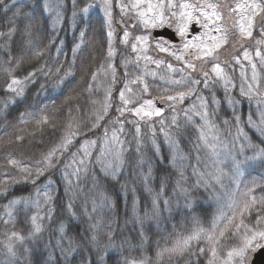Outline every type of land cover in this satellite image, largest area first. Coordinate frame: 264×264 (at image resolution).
Masks as SVG:
<instances>
[{"label":"trees","instance_id":"trees-1","mask_svg":"<svg viewBox=\"0 0 264 264\" xmlns=\"http://www.w3.org/2000/svg\"><path fill=\"white\" fill-rule=\"evenodd\" d=\"M11 6V0H7ZM59 5L60 19L59 30H53V20L44 12L45 0H17L19 4H26L21 15L13 19V13L16 7L11 6L10 10H5L0 6V180L8 179L9 176L16 177L19 182L13 184L9 179L8 185H0V264H66L61 252V248L57 246L61 238L59 225L63 222L68 224L66 228L67 236L63 240V248L68 247V238H72L77 246V250L69 255L71 264H126V261L135 262V264H207L209 254L202 241L190 247V251H186L183 255H173L164 253V249H170L176 241L190 235L196 227L207 229L212 226L217 217V205L215 199L211 196L208 189L203 187L193 188L198 180V175L193 174V166L195 165L194 157L196 152L193 151V143L198 136L197 127L189 124L187 128L182 127L183 135L179 137L180 148L187 158V167L184 172L185 180L181 181L183 187L189 191H196L197 195L191 198V207L186 206L185 195L177 186L180 179L176 169L169 165L170 150L164 142V136L160 132L162 127L160 120L163 119L168 125H171L172 117L175 115L177 121L181 125L186 123L182 109L187 108L195 97L186 99L183 104L177 103L175 111L171 107L163 109L161 117H153V121H149L156 130V139L161 145V152L164 157L163 164L156 157L151 140L147 139L152 136V131L148 127L143 128L146 140L144 151L148 158L154 162L153 177L151 180V193L144 189L142 181L136 180L132 175L134 161L132 157L136 155L135 145L133 144L131 155L125 154V169L118 177V181H114L109 177H105L101 172L100 166L97 164L92 171L97 174L100 184L104 191L112 198L115 211L114 214L104 216V222L112 221L114 229V240L111 247L104 250V245L108 243L105 236L107 227L105 225L104 232L98 233V244H93L88 234L84 231L94 220H89L84 215V196H79L73 205V211L79 216L80 222L71 219L68 209L69 197L65 195V184L60 181V171L49 170L45 176H41L33 185L30 181L21 179V173L18 169L7 163L9 158L34 166L37 161L53 147H55L61 139L66 135V129L70 122L79 124L82 128L85 125L91 126L97 112L106 98V90L112 87L111 103L112 108L109 109L108 115L100 122L101 126L92 131L87 128L73 139V143L69 145L70 152H65L64 156L69 157L72 152H77L85 140H96L97 145L102 141L104 127L111 128L109 120L117 115L116 106L120 105L119 91L125 83V65L124 61L134 60L136 54L132 52V43L135 37L143 33L142 26L130 27L136 23L132 14L122 15L121 9L117 7V0H113V20H112V45L114 52L112 57L108 56L109 45L107 39V31L102 15L95 8L87 14L82 15V8L86 5L96 4L94 0H76V6L73 8L72 0H54ZM102 4V0L100 1ZM99 2V3H100ZM177 3L181 0H176ZM220 7L218 11L224 16L223 23L229 28V36L227 43L218 50V54L213 57L206 58V61L196 60L197 71L192 73L197 78H202V71L211 72L212 64L219 63L226 72L236 78L231 71V66L235 65L234 58L239 57L242 49H254L257 39H260L259 31L253 33V37L241 40L238 33L232 28L233 20L229 19L228 5H234L236 0H214ZM120 4H123L119 0ZM98 5V4H97ZM76 12L75 30L70 33L73 12ZM178 11V10H177ZM233 17L235 14H232ZM87 20V24L85 23ZM174 23V21H170ZM15 29V31H11ZM129 32L128 43L122 42L124 32ZM81 31H85L82 45L73 52L78 45V35ZM11 33V34H9ZM57 35V36H56ZM53 37L55 40H53ZM264 47V45H261ZM150 48V55L154 59H163L167 66L168 62L174 64L176 72L170 73L174 78H179L180 63L172 61V59L163 53L153 51ZM39 53V55L37 54ZM168 59L169 61H167ZM103 65V69L107 73L102 75L101 87H97L93 80V72H98ZM112 67L109 68L108 66ZM144 65L140 61V69ZM162 67V66H161ZM156 68L154 64H149L148 69L158 74L166 73L165 70ZM261 72V66H259ZM11 70V76L9 75ZM116 73V83L113 84L112 71ZM188 71V70H187ZM129 78H134L136 72L129 68ZM29 73H34L29 79ZM100 71L98 72V74ZM262 73V72H261ZM264 77V73H262ZM12 77L20 79L24 89L22 96H15L14 93L6 91V85ZM147 82L151 85L149 94L141 95L138 103L144 100L162 101L159 97L163 94L162 82L157 77H146ZM263 79V78H262ZM63 83H59L60 81ZM41 85L45 87L41 88ZM58 85V86H57ZM137 88V85H130ZM203 87L202 85L200 86ZM215 92L217 99L221 102L217 108L216 123L221 119H227L229 122L235 123L233 109L229 106L225 98V88L221 82L213 85L212 90H204L205 95L211 100L212 93ZM174 94V93H170ZM228 95L240 101L236 106L237 114L241 116V128L246 133L247 138L255 149L264 148V137L259 132L249 126L247 119L251 116L254 120L257 111L253 107L254 101H249L246 97L241 96L236 89L230 90ZM135 106V105H133ZM239 106V107H238ZM23 114V115H22ZM47 117L48 122L43 123V118ZM133 119H135L133 117ZM235 129V128H233ZM130 130L134 134L131 124L126 125V131ZM22 139L17 140V137ZM132 139L131 136L128 137ZM99 147L92 149V160L98 154ZM63 165H61V168ZM137 173L139 169L136 170ZM147 171V167L144 168ZM58 182L54 188H58L53 192V200L45 206L38 222L42 225V232L39 239L28 238L32 230L31 217L35 215L31 206L25 207L23 203L13 209L12 222L5 223L2 219L4 215V207L7 203L14 199L23 200L24 198L33 199L37 193V188H43L47 183V177L53 176ZM164 188L161 191L162 178ZM127 182V200L124 199V192L121 184ZM91 188V173L85 178L84 191L87 192ZM135 188V194L132 189ZM256 194H264V186H260L255 190ZM159 197L157 203L161 209H164V201H169L168 210L162 211L159 222L151 221V227L141 230L138 225L132 222V204L136 199L137 211L139 215H143L146 210L152 207V197ZM125 203L127 205V216L125 215ZM52 209L50 216L48 210ZM88 209L91 210V202L88 203ZM256 211L251 214L245 213L244 222L250 226L256 223ZM129 222L125 224V221ZM264 227V225H260ZM18 232L26 237L23 242H15L16 257L12 258L7 255L5 245L8 243V235L12 232ZM238 242L237 238L231 236L228 231L222 239L219 246L222 252L232 243ZM200 248L205 249V253L199 252ZM103 256V262L100 257ZM83 257V262L81 258Z\"/></svg>","mask_w":264,"mask_h":264},{"label":"snow or ice","instance_id":"snow-or-ice-1","mask_svg":"<svg viewBox=\"0 0 264 264\" xmlns=\"http://www.w3.org/2000/svg\"><path fill=\"white\" fill-rule=\"evenodd\" d=\"M73 8L76 6V0H72ZM0 6L5 10H10L11 6L16 7V12L13 13V19L18 18L21 15H26L22 12L23 7L26 4H19L17 6V0H11V6L7 0H0ZM92 5H86L82 8V12L87 17L89 8ZM117 7L121 9L122 15L131 13L132 17L136 20V23L130 25V27L143 26L144 29L161 28L165 24L170 27L174 26L176 34L180 38H185L189 31V25L195 21L203 29L208 31L203 33L202 36H207L208 39L204 40L201 36H194L191 40H185L183 49H174L170 42L166 39H158L156 41V47L160 52L166 53L172 56L175 60L183 64V68L179 71L181 72L180 77L174 78L170 73H174L177 69L171 64H167L168 71L164 74H158L155 71H150L148 69L149 64H154L157 69L161 65L165 64L163 59H154L147 54L149 47V36L139 35L135 37V42L132 43V52L136 54L134 60L124 61L126 68L125 71V83L123 88L119 91L120 105L116 106L117 115L110 118L109 123L111 128L105 126L102 141L97 145L96 140H85L81 145V148L77 152H72L69 157H65V152H70L69 145L73 143V139L76 138L80 132L87 128L88 131H92L101 126L100 122L105 119L108 115L109 109L113 107L111 103V93L112 87L106 90V98L103 102L101 109L97 112L95 119L91 126L85 125L82 128L79 124L70 122L66 129V135L61 139L59 144L49 150L40 161H37L34 166H29L28 164L21 163L14 158H9L7 163L22 174L21 179L24 181H30L33 185L36 184L41 176H45L49 170L59 169L60 181L65 184V195L69 197L68 199V209L71 219L80 222L79 216L73 211V205L75 200L83 195L84 196V215L88 217L89 220H94L90 223L87 229L84 231L88 234L86 238L90 237L93 244H98V233L104 232V216L107 214H114L115 205L112 198L104 191L103 186L100 184L99 177L95 172L92 171L95 165H99L101 172L105 177H109L114 181H118V177L125 169V154L129 153L131 155V150L133 144L135 145L136 155L132 157L134 161L132 175L136 177V180L142 181L144 189L151 193L153 191L151 187V180L154 179V162L148 158L144 151L145 144V134L143 132L144 127H148L152 131L151 146L156 155L159 158L160 163L163 164L164 157L161 152V145L158 144L156 139V130L149 124V121H153V117H161L163 109L157 107L153 100H144L143 103H138L141 95L149 94L151 85L147 82L146 77L151 76L153 80L157 77L162 82L163 94L160 95V99L169 102L168 106L175 111V106L177 103L183 104L186 99H191L195 97V100L187 107L182 109L186 117V123L181 125L177 121L176 116L172 117L171 125L163 119L160 120L162 125L160 132L164 136V142L170 150L169 165L176 169L180 179L177 181V186L180 188L181 192L185 195L186 206L191 207V198L197 195L196 191H189L188 188L183 187L181 184L182 180H185L184 176L185 164L183 163L188 157L184 155L180 148L179 137L183 135L181 128H187L189 124H197L194 117L199 118V123L197 124L198 136L193 143V151L197 153V164L202 162L200 156V151L202 149L207 150V156L209 162H205L206 169H215V171L208 170L206 173H198L196 166H193V174L198 175V180L193 188H199L201 186H207L209 180L205 177H211L219 182L220 177L223 175L221 165L224 164L225 159L231 158V165L233 175L239 177L243 175V167L248 165L249 167L254 164H259V166L264 167V148L260 149L258 152H254L252 156L247 155L241 150V153L232 155L231 150L228 148L227 142L221 137V131L216 123L217 108L213 105H220V101L217 99L215 92L212 93L211 100H209L205 95H203L204 90H212L213 85L218 82H223L225 88V98L229 106L233 109L234 125H230V122L225 119L223 123L228 126H235L237 129V136H244L247 140V135L241 128V116L237 114L236 106L241 103L240 101L234 99L229 93V84L231 79L226 73L225 69L219 64L214 63L211 67V72L202 71V78H197L193 76L192 73L197 71V65L194 63L196 60L206 61V58L213 57L218 54V50L227 43L229 36V28L226 26L224 21V16L218 8V4L211 3L210 0H195V2H190V0H181L177 3L176 0H130L128 5H123L117 0ZM59 7V5H57ZM229 19L233 20L232 28L238 33L241 40L253 37L255 31H259L260 39L256 40L257 45H264V0H236L234 5H228ZM101 8L104 12L106 22L109 27L108 35L111 37L113 35L112 31V20H113V0H102ZM178 9V11H177ZM44 11L51 12L53 8L47 0L44 3ZM198 13V15H197ZM232 14H235L233 17ZM77 13L73 12V18ZM60 19V12H56V17L54 22L58 23ZM174 21V25L170 23ZM87 24V20H85ZM11 31H15L12 29ZM209 33H214V35H209ZM11 34V33H9ZM86 35L85 31H81L80 36L83 38ZM129 32L126 30L122 42L128 43ZM194 41H199V43H194ZM210 41V42H209ZM79 48L77 45L73 49L75 53ZM194 50V51H193ZM39 55V53H37ZM114 52L111 48V43L109 46L108 56L112 57ZM243 59L248 61L252 67V77L251 82L248 84L247 91L241 87L240 95L246 97L249 101L254 98L257 99V103L262 104L264 100L259 99L260 93L254 92L252 85L257 81L256 64L253 62L252 54L245 48L243 53ZM255 57L260 61L261 65H264V49L257 48L255 51ZM237 64H240V58L237 56L234 58ZM144 61V67L140 69V61ZM243 67V65H241ZM109 68L112 66L109 65ZM136 72L134 78H129L130 72ZM103 65L99 71H103ZM188 70V71H185ZM98 72H93V80L96 79ZM9 75L11 76V70H9ZM107 76V73L105 72ZM243 75V73H242ZM34 76V73H29V79ZM113 84L116 81L115 70L112 71ZM22 81L16 77H12L6 85V91L12 92L15 96H22L24 89L21 86ZM59 83H63L61 80ZM130 85H137L136 89L130 87ZM203 86L202 88L200 86ZM58 86V85H57ZM45 85H41V88ZM174 93V94H170ZM135 105V106H133ZM23 115V114H22ZM133 117L135 119H133ZM48 118H43V123H47ZM131 124L134 129V134L128 130L126 131V125ZM249 126L255 128L259 134L264 137V113H262L261 121L259 124L252 121L251 116L249 117ZM231 135V132L228 133ZM131 136L132 139L129 140L128 137ZM22 139V137H17V140ZM235 143V141H233ZM99 147V153L93 161L92 149ZM243 156V159H241ZM61 165L63 167L61 168ZM147 167V171L144 168ZM137 169L139 172L137 173ZM91 173V188L87 192L84 191L85 178ZM53 176L47 177V183L43 188H37V199L31 200L24 198L23 200L14 199L12 200L8 208H12L14 205L23 203L25 207L35 204L37 208L41 207V201L39 197L42 195L44 197L43 203L45 205L49 204L53 200V192L57 191L58 188H54L58 182ZM9 179L13 184L19 182V180L14 176H9L8 179L0 180V185H4L5 188L8 185ZM167 178H162L161 181V191L164 188V181ZM121 189L124 192V199L127 200V182L121 184ZM133 194H135V188L132 189ZM249 192L252 189L248 190ZM159 197H152V207L150 210H146L141 216L137 211L136 199L133 200L132 204V217L131 220L136 225L139 226L141 230V235L144 234L146 228L151 227V221L159 222V217L162 211L168 210L169 201H164V209H161L157 203ZM91 202V210L88 209V203ZM232 210V215L225 217L223 213L219 217L220 220H225L227 223L224 228H220L217 223L213 224L211 232H206L204 229H199L192 235L182 238L176 241L175 245L170 249H164L161 255L165 252L169 254L183 255L186 251H190V244L194 240H200L206 238L210 244L209 248V259L207 264H252L250 254H254L258 251H264V198L259 201L253 196L248 197L245 194L243 201H233L229 206ZM256 211V223L254 226H250L244 222L245 213L251 214L252 211ZM52 209L48 210L49 216ZM125 215L127 216V205L125 203ZM12 212H8V219L4 222H12ZM42 219L37 215L31 217L32 230L29 233L28 238L39 239V234L42 232V225L38 221ZM238 221V222H237ZM129 221L126 220L125 224ZM69 225L61 223L59 225V232L62 234L57 246L61 248L62 256L66 261V264H71L69 260V255L77 250V246L72 238H68L67 249L63 248V240L67 236L66 228ZM107 231L104 233L108 243L104 245V250L106 251L108 247L112 246L114 240V229L112 227V221L109 220L107 225ZM226 230L228 233L237 238L238 242L229 247L224 254H221L218 245L222 243V239L225 237ZM218 233V235H217ZM203 234V235H202ZM8 235V243L5 245L7 249V255L9 257H16L15 242H23L26 237L22 236L18 232H12ZM199 252L201 254L205 253L204 248H200ZM83 262V257L81 258ZM101 262H103V256L100 257ZM126 264H135L132 261H126Z\"/></svg>","mask_w":264,"mask_h":264},{"label":"rangeland","instance_id":"rangeland-1","mask_svg":"<svg viewBox=\"0 0 264 264\" xmlns=\"http://www.w3.org/2000/svg\"><path fill=\"white\" fill-rule=\"evenodd\" d=\"M100 1L101 0H94V2H96V4H93L89 8L88 14L91 11H94L95 8L98 9V12L102 15V17L104 19V23H105L106 31H107L108 45L110 46V43L112 45V36L109 37V35H108L109 27H108V24L106 22V18H105L104 12H103V10L101 8V2ZM47 2L49 3V5L52 6L53 11H51V12H45L44 11V12L54 22V18L56 17V12L59 11V7H57L58 4H56L54 2V0H47ZM121 2L123 3V5H128L130 3V0H121ZM190 2L194 3L195 0H190ZM210 2L211 3H215L214 0H210ZM82 15L85 17L83 12H82ZM197 15H198V13H197ZM75 20L79 21L80 19H79V17H76V18H74L72 20L70 33H72L75 30ZM172 24L174 25V23H172ZM192 24H195V26L197 28H199V32L192 34V33H190V31H188V34H187V36L185 38H180L177 35L178 38H179V42L178 43H171L170 42V45L174 49L182 50L185 40H191L194 36H201L202 39H204V40L208 39L207 36H202L203 33L208 31L207 29L201 28L199 25H197L195 23V21H193ZM166 26L170 27L168 24H165L163 27H166ZM190 26H191V24L189 25V29H190ZM59 28H60L59 24L54 22L53 23V30L56 31V33H57ZM142 28H143V26H142ZM161 28H152V27H149L148 29H144L143 28L144 30H143V33L141 35H148L149 36V47H148L147 54L150 53V48L151 47H153L152 52L153 51L160 52L158 50V48L156 47V41L158 39H155V38L152 37V31L155 30V29H161ZM171 28L174 29V31H175L174 26H172ZM209 35H214V33H209ZM55 38L53 37V40H55ZM77 39H78V45L79 46L82 45L83 44L82 43L83 38H81L80 34L78 35ZM247 39H249V38H247ZM194 43H199V41H194ZM258 47L261 48V49H264V47H262L261 45L255 44L253 50H251V49H247V50L252 54L253 62L257 66L256 67L257 81H256V83H254L252 85L253 91L254 92H259L260 93L259 99L264 100V77L262 75V73H264V65H261L260 61L255 57V51H256V49ZM243 51H244V49H242L239 52V58H240L241 63L237 64L235 59H234L235 65L231 66V71L236 75V78L233 79V77L230 76L226 72L228 74V76L230 77V79H231V83L228 86L229 89L230 90L236 89V91L239 94H240L241 87H243L247 91L248 84L251 82V77H252L251 64H249L248 61L243 59V55H242ZM160 53H163V52H160ZM163 54L168 56V57H170L172 59V61H177L172 56H170V55H168L166 53H163ZM166 60L169 61L168 59H166ZM141 62L144 65V61L141 60ZM172 65L174 66V64H172ZM241 65H243V67ZM161 66L162 67H161L160 70L163 69L166 72L168 71L166 64L161 65ZM259 66H261V72L262 73L260 72ZM182 68H183V64L180 63L179 69H182ZM185 71H187V70H185ZM104 73H105V70L100 71V73L97 75L96 79L94 80L95 84L97 85V87H101V80H102L101 77H102V75ZM242 73H243V75H242ZM221 83L223 84V82H221ZM132 88L136 89L135 87H132ZM253 101H254L253 107H255V109L257 111V116L252 121L257 123V124H259L260 121H261L262 113H264V103L258 105L256 98H254ZM153 102H154V104L157 107H160L162 109H165L166 107H168V103H169V102L164 101V100L157 101V102H155V100H153ZM183 115H184V113H183ZM184 117H185V115H184ZM185 120H186V117H185ZM194 120L197 121V124L199 123V118L198 117H194ZM224 120L225 119H221L220 122L217 123V125H218V127H219V129L221 131V137L226 140L228 148L231 150L232 155H236V154L241 153L242 149H243V152L246 153L249 156H252L254 154V152H258L259 151L258 149H255L253 147L252 143L250 142V140L248 138H247V140H245L244 136H242V135L241 136H237L236 127L235 126H231L230 127L228 125H225L223 123ZM246 122L249 123V119H247ZM197 124H192V125L197 127ZM241 124H242V121H241ZM230 125H234V123L230 122ZM233 128H235V129H233ZM229 132H231V135H228ZM233 141H235V143H233ZM98 153H99V150H98ZM200 156L202 158V162L199 163V164H197V153L195 154V157H194V162H195V165H196V167L198 169V173H206L208 170L215 171V169H206L205 168V162H209V158L207 156V150L206 149H202L200 151ZM241 159H243V156H241ZM183 163L187 167V159ZM186 167H185L184 172L186 171ZM220 167H221V169L223 171V175L220 177L219 182H217L215 179H212L211 177H207L206 176L205 178L209 180V183L207 184V186H202V187H203V189H208L210 191L211 196L213 197V199H215V204L217 205V217H216L214 223H217L220 228H224L225 224L227 223V221H226V219L225 220H220L219 217L221 216V213H223L225 215V217L232 215V210H231V208L229 206L232 204L233 201H243L244 198H245V194L246 193L248 194L249 198L254 196L258 201L261 198H264V194H256L255 193V190L258 187L264 186V167L259 166V164H254L251 167H249L248 165H245L243 167V169H242L243 175L239 176L238 178L233 175L232 165H231V158L230 157L228 159H225L224 164H222ZM249 189H252V191L249 192L248 191ZM36 199H37V193L34 195V198L32 200L34 201ZM39 199L41 201V207L37 208L35 206V204L30 205L33 208V210H34L35 215H37V216L42 214V212H43V210H44V208L46 206L43 203L44 197L42 195L39 197ZM9 203H7L5 205V207H4V215L2 214L3 221L8 219V212H12L13 213V209L16 208L19 205V204L18 205H14L12 208H8ZM213 224H212L211 227H209L207 229H204V230L206 232H211V230L213 228ZM104 225H106L105 222H104ZM199 229H201V228L196 227L194 229V231L190 235H192L193 233H195ZM226 232H227V230H226ZM190 235H188V236H190ZM217 235H218V233H217ZM199 241H202L204 243V245L206 247V250L209 253L210 244H209V242L207 241L206 238H202L200 240L192 241L191 244H190V247L192 245L196 244ZM236 243L237 242L232 243V245H229V247L234 246ZM219 246L220 245H218V248H219ZM228 248H225L221 252V254H224ZM173 255H176V254H173ZM250 257H251V254H250Z\"/></svg>","mask_w":264,"mask_h":264},{"label":"water","instance_id":"water-1","mask_svg":"<svg viewBox=\"0 0 264 264\" xmlns=\"http://www.w3.org/2000/svg\"><path fill=\"white\" fill-rule=\"evenodd\" d=\"M198 29L194 28V25H192V28L190 29V32L193 33L197 31ZM152 36L154 38H163L167 39L171 42H177L178 39L175 36V32L172 31L170 28L164 27L160 30H154L152 32ZM251 262L252 264H264V251H258L253 255H251Z\"/></svg>","mask_w":264,"mask_h":264}]
</instances>
